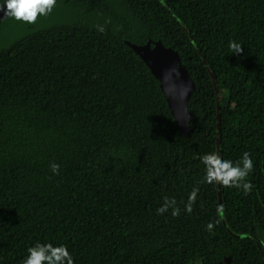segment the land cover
<instances>
[{
  "label": "trees",
  "instance_id": "1",
  "mask_svg": "<svg viewBox=\"0 0 264 264\" xmlns=\"http://www.w3.org/2000/svg\"><path fill=\"white\" fill-rule=\"evenodd\" d=\"M55 8L0 47V264H23L37 242L66 245L74 264H264V0ZM126 40L180 52L197 85L187 138ZM230 41L243 52L233 54ZM211 72L222 93L223 159L250 152L254 163L251 192L223 186L222 202L201 159L217 153ZM165 197L179 216L157 214Z\"/></svg>",
  "mask_w": 264,
  "mask_h": 264
},
{
  "label": "clouds",
  "instance_id": "2",
  "mask_svg": "<svg viewBox=\"0 0 264 264\" xmlns=\"http://www.w3.org/2000/svg\"><path fill=\"white\" fill-rule=\"evenodd\" d=\"M57 0H5L0 4V12H4L5 17L14 18L17 21L34 24L39 16L48 15L56 6ZM6 5V9H5ZM98 30L103 32L105 29L98 26ZM229 47L233 54H241L243 46L235 41L229 42ZM202 162L206 166L205 179L208 184H222L224 187H234L243 189L245 193H250L253 184L247 178L254 169V163L250 152H244L241 160L235 163L231 160L222 159L217 153L205 154ZM50 169L55 175H59L60 165L51 163ZM199 187H193L189 199L185 205V210L191 214L193 204L196 201ZM169 208L172 209V216L177 217L180 209L176 205L175 198H164V203L157 209V214L163 215ZM224 206H217V213L223 217ZM219 220L215 224H219ZM214 223H209L206 230L211 231L215 227ZM29 255L23 260V264H74V259L66 245L53 246L52 243L37 242L28 249Z\"/></svg>",
  "mask_w": 264,
  "mask_h": 264
},
{
  "label": "water",
  "instance_id": "3",
  "mask_svg": "<svg viewBox=\"0 0 264 264\" xmlns=\"http://www.w3.org/2000/svg\"><path fill=\"white\" fill-rule=\"evenodd\" d=\"M3 0L0 4H3ZM6 9V5H5ZM6 17L4 12H0V23ZM147 64L153 75L159 80L169 106L172 110V114L176 120L178 128L183 138H187L191 132H194L192 128L193 114L190 110V102L193 95L196 93L197 85L192 78L189 69L183 63L181 54L179 51L172 47H167L161 40H150L145 45H138L131 41H125ZM211 75L216 86V93L218 97V143L217 154L223 159L222 154V121H221V109H222V93L218 87V81L215 74L211 72ZM219 199L222 202L223 199V185L218 184ZM231 258H224L219 264H230Z\"/></svg>",
  "mask_w": 264,
  "mask_h": 264
},
{
  "label": "rangeland",
  "instance_id": "4",
  "mask_svg": "<svg viewBox=\"0 0 264 264\" xmlns=\"http://www.w3.org/2000/svg\"><path fill=\"white\" fill-rule=\"evenodd\" d=\"M57 14H58V11L54 7V9L52 10L50 14L39 16L37 21L45 24L48 20H51ZM33 27H35V23L30 24V23H26L23 21H17L11 17H8L7 19L3 20V22L0 24V28L4 29L3 31H0V47L8 43V40H6L5 37H7L8 39L9 34L16 35V36L21 35L25 33L26 31L32 29Z\"/></svg>",
  "mask_w": 264,
  "mask_h": 264
}]
</instances>
